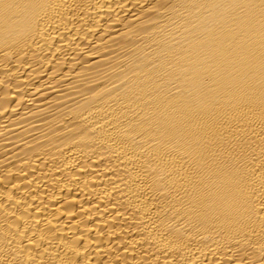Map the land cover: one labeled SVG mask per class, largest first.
Instances as JSON below:
<instances>
[{"label": "bare ground", "instance_id": "bare-ground-1", "mask_svg": "<svg viewBox=\"0 0 264 264\" xmlns=\"http://www.w3.org/2000/svg\"><path fill=\"white\" fill-rule=\"evenodd\" d=\"M0 264H264V0H0Z\"/></svg>", "mask_w": 264, "mask_h": 264}]
</instances>
